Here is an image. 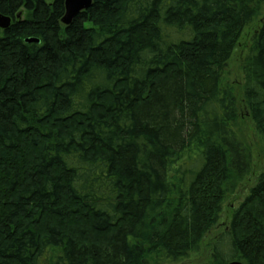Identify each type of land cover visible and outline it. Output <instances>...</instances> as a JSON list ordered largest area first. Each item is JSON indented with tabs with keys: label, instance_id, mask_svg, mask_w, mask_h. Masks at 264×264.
<instances>
[{
	"label": "trees",
	"instance_id": "16d2710c",
	"mask_svg": "<svg viewBox=\"0 0 264 264\" xmlns=\"http://www.w3.org/2000/svg\"><path fill=\"white\" fill-rule=\"evenodd\" d=\"M263 5L92 0L64 26V0H0V264L197 252L250 175L226 66ZM241 70L264 147V23ZM225 224L215 261L264 264V166Z\"/></svg>",
	"mask_w": 264,
	"mask_h": 264
},
{
	"label": "rangeland",
	"instance_id": "374dc122",
	"mask_svg": "<svg viewBox=\"0 0 264 264\" xmlns=\"http://www.w3.org/2000/svg\"><path fill=\"white\" fill-rule=\"evenodd\" d=\"M263 23L264 5L255 20L244 28L226 66V83L232 89L238 103V118L235 121L234 130L240 141L250 150V175L247 177V180H245V183L241 184L242 186H239L236 189V193L234 192L224 203L220 220H218L217 225H215V227L203 239L199 250L195 253H191L187 258L181 259L176 263L165 264H218V262L215 261L216 256L214 255V244L218 243L222 239L221 232L226 226L225 223L228 221L230 213L237 207L238 203L243 200L247 194L248 188L254 185L259 173L263 169L264 147L259 139V136L254 131L250 118L246 115V111H244L241 100L243 81L241 66L243 59L248 52L252 36L257 32ZM224 254H226V252ZM225 259H227V257H225Z\"/></svg>",
	"mask_w": 264,
	"mask_h": 264
},
{
	"label": "water",
	"instance_id": "95a60500",
	"mask_svg": "<svg viewBox=\"0 0 264 264\" xmlns=\"http://www.w3.org/2000/svg\"><path fill=\"white\" fill-rule=\"evenodd\" d=\"M92 0H64V14L60 20V22L64 26H69L73 19L82 13L83 11H86L88 8L91 7ZM21 15L18 14L16 18H19ZM11 18L6 17L0 14V30L5 31L11 26ZM25 43L31 44L36 43L39 44V41L34 38H29L24 41ZM228 264H242L238 261H233Z\"/></svg>",
	"mask_w": 264,
	"mask_h": 264
},
{
	"label": "flooded vegetation",
	"instance_id": "af4514ba",
	"mask_svg": "<svg viewBox=\"0 0 264 264\" xmlns=\"http://www.w3.org/2000/svg\"><path fill=\"white\" fill-rule=\"evenodd\" d=\"M22 15L19 17V18H16V19H21L22 20ZM11 22H13V19H11Z\"/></svg>",
	"mask_w": 264,
	"mask_h": 264
}]
</instances>
